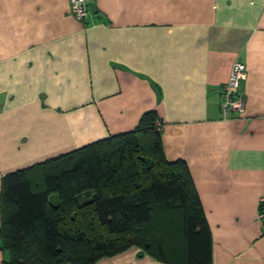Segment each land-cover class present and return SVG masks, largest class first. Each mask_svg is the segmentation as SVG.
Wrapping results in <instances>:
<instances>
[{
  "label": "crops",
  "instance_id": "obj_1",
  "mask_svg": "<svg viewBox=\"0 0 264 264\" xmlns=\"http://www.w3.org/2000/svg\"><path fill=\"white\" fill-rule=\"evenodd\" d=\"M0 0V192L12 171L132 130L155 110L169 161L187 165L210 264H264V0ZM245 65L241 114L220 92ZM1 224V219H0ZM137 246L92 264H184ZM2 247L0 264H8Z\"/></svg>",
  "mask_w": 264,
  "mask_h": 264
},
{
  "label": "trees",
  "instance_id": "obj_2",
  "mask_svg": "<svg viewBox=\"0 0 264 264\" xmlns=\"http://www.w3.org/2000/svg\"><path fill=\"white\" fill-rule=\"evenodd\" d=\"M161 125L147 110L132 130L5 174L0 237L8 264H92L130 246L174 262L166 244L177 251L179 240L184 264H210V232L189 170L165 158ZM154 214L174 216L177 227L162 220L156 230Z\"/></svg>",
  "mask_w": 264,
  "mask_h": 264
},
{
  "label": "built area",
  "instance_id": "obj_3",
  "mask_svg": "<svg viewBox=\"0 0 264 264\" xmlns=\"http://www.w3.org/2000/svg\"><path fill=\"white\" fill-rule=\"evenodd\" d=\"M69 12L78 21H84L88 6L86 0H68ZM246 77L245 65L239 61H235L230 69V73L226 83L222 86L220 92L221 115L227 119L234 114H241L244 108L242 94L240 91L241 83ZM257 218L264 230V196L260 197Z\"/></svg>",
  "mask_w": 264,
  "mask_h": 264
},
{
  "label": "rangeland",
  "instance_id": "obj_4",
  "mask_svg": "<svg viewBox=\"0 0 264 264\" xmlns=\"http://www.w3.org/2000/svg\"><path fill=\"white\" fill-rule=\"evenodd\" d=\"M53 200H55V198ZM157 213H155V214H157ZM155 214L153 216V223L155 224L156 230L161 229V227L163 226L162 222H161L162 220L169 223V226H170L169 228H172L173 230H175V227H177V220L174 216L171 217V219H169V217H166L165 219H163L162 215L161 216H155ZM159 233H161V231Z\"/></svg>",
  "mask_w": 264,
  "mask_h": 264
}]
</instances>
